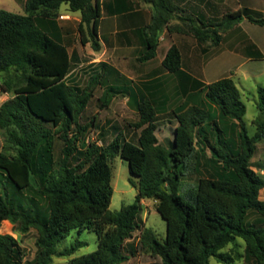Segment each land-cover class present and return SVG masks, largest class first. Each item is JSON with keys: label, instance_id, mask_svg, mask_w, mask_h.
Wrapping results in <instances>:
<instances>
[{"label": "trees", "instance_id": "trees-1", "mask_svg": "<svg viewBox=\"0 0 264 264\" xmlns=\"http://www.w3.org/2000/svg\"><path fill=\"white\" fill-rule=\"evenodd\" d=\"M144 1L152 5L153 15L143 29L141 61L156 56L159 36L165 27L171 28L169 22L175 17L189 22V31L200 44L208 40L220 44L223 33L244 17L264 24V18L246 14L245 9L204 21L182 14L173 0ZM63 3L81 13L92 47L100 50L101 0H26L24 13L0 8V72L12 73L0 86L12 93L0 103V128L6 131L0 153V225L8 219L22 232L31 227L38 232L36 254L30 260L23 259L17 238L0 233V264H53L58 243L73 230L95 231L98 246L62 264H121L129 258L124 244L138 229L142 246L161 258L158 264H209L216 255L225 261L220 250L236 237L246 243L247 260L264 264V200L260 198L264 175L251 162L264 140V85L258 87L260 115L250 134L246 103L232 77L209 83L195 79L199 85L195 90L184 84L186 99L172 109L177 125L165 147L156 135V117L167 103H157L144 91L139 100L125 78L123 84L104 88L99 101L107 107L120 92L135 99L137 141L127 139L122 131L108 143L90 141L87 134L95 117L84 124L81 117L105 72L93 74L85 86L67 81L72 56L41 25L42 19L57 16ZM245 53L252 59L264 58L252 42ZM100 64L119 72L106 62ZM162 64L182 81L191 77L181 68L176 45L168 49ZM199 93L204 97L200 99ZM115 154L127 159L130 171L139 177L138 184L132 181L138 188L134 202L119 210L110 207L114 194L110 161ZM191 167L198 174L197 182L182 190V179ZM144 198L158 200L156 210L166 221L163 240L144 224ZM86 244L78 238L60 253L70 255Z\"/></svg>", "mask_w": 264, "mask_h": 264}, {"label": "rangeland", "instance_id": "rangeland-1", "mask_svg": "<svg viewBox=\"0 0 264 264\" xmlns=\"http://www.w3.org/2000/svg\"><path fill=\"white\" fill-rule=\"evenodd\" d=\"M25 1L26 0H0V8L24 13ZM244 9L246 14H250L256 18H264V2L263 9L261 10L250 9L247 7ZM58 11L59 13H70L72 15L79 14V12L70 10L66 3H63ZM253 26L254 29H248V32L252 37L258 36L264 41V24L255 23ZM72 36L74 37V34ZM72 36H69V39L71 38L72 40ZM80 36H76L79 41V60L76 61L72 58V66L67 76V81L71 84L85 86L92 81L93 74L105 72V75L102 78V83L95 84L94 96L90 99L81 117V123L83 124L89 122L95 117V126L90 128V131L87 134L88 140L97 141L99 144L108 143L114 139L119 131H122L127 139L135 142L137 141L140 129L135 127V123L139 120V111L135 99L130 98L128 93L120 92L112 98L107 107H101V102L99 101V97L102 95L104 88H107V86L112 83L123 84L125 78L127 79H125L126 84L130 86L131 90L138 93L139 100L142 98V91L147 89L148 94L146 91L144 92L148 98L155 99V101L160 104L163 102L167 103L165 111L158 112L156 117V122L158 124L156 135L159 142L165 147L170 145V142L173 139L174 127L177 125V120L172 109L186 99L184 84L190 90H195V87H199V85L195 83V79L200 82L209 83L202 79L214 81L222 77H232L241 91L243 101L246 103L247 111L245 114V121L249 133L253 134L255 132V119L260 115L257 106L258 87L264 85V58L246 59L241 56L229 58L224 54H217L218 49H212L216 45L211 40L205 42L203 44L204 47L199 43L203 52L206 54L207 64L202 69L193 72L196 76L188 73L191 77L190 79L185 77L186 80L184 81L180 79L178 74L173 73L178 79V82H180L179 87L177 88L179 93L172 97H164L161 96V94L158 95V93H156L158 88L155 87V83L157 80L154 79L156 75L163 72H153L150 73L149 76L146 75V65L145 62L142 61V88L136 83L133 85V80L121 71L118 70L121 74L119 75V72L110 71L108 70V67L103 69L100 63H92L91 60L93 58L91 54H93V52L87 45L89 43L91 44L89 36L86 34V31H82ZM249 42L252 41L249 40ZM164 48L165 46L162 44L159 48V56L163 53ZM143 51L144 49L142 50V53ZM203 69L205 70V74ZM11 75V72H0V86L2 82ZM163 75L164 74H161L158 80L167 79V77H169ZM147 80H150V82ZM11 95V92L2 91L0 89V103ZM203 95V93H199L198 97L201 99L204 97ZM5 138L6 131L0 128V153L4 151ZM56 146L57 151H59L62 142L58 140ZM202 161L204 162L206 160L203 158ZM251 162L253 169L264 175V140L258 143L256 153ZM110 163L112 167V185L114 187V194L112 196L110 207L113 210H119L123 205L134 202L138 188L132 184V181L138 184L139 177L130 171L128 160L121 157L119 154H115ZM197 179L198 174L191 167L182 179L181 189L187 190L189 187L194 186ZM260 198L264 200V188L260 191ZM141 202V217L144 224L153 228L158 235V238L163 240L166 235V221L156 210L158 200L156 198H144ZM255 217V215H251V219ZM0 233L11 234L18 239L24 252V260H30L35 256L37 250L36 240L38 236V232L35 228L31 227L27 232H22L17 223L6 219L3 220L0 225ZM78 238L85 240L87 244L70 255L60 253L70 247L71 243ZM97 246L98 236L95 231L85 230L79 234L76 230H73L66 238L58 243V252L53 254L52 263H67L72 257L94 250ZM245 249V241L241 237H236L233 242L228 243L220 250L221 253L226 255V260L223 261L217 255L211 256L209 264H255L253 260L246 259ZM123 252L128 255L129 258L121 264H158L161 262L159 256L152 254L142 246L139 229L134 232L132 238L126 240Z\"/></svg>", "mask_w": 264, "mask_h": 264}, {"label": "crops", "instance_id": "crops-1", "mask_svg": "<svg viewBox=\"0 0 264 264\" xmlns=\"http://www.w3.org/2000/svg\"><path fill=\"white\" fill-rule=\"evenodd\" d=\"M173 2L182 10V14L210 21L221 18L228 11L246 7L261 10L263 9L264 0H173ZM101 4L103 8L102 17L98 26L101 48L95 51L90 43L87 44L93 52L91 54L93 58L91 62H106L108 66L121 71L131 78L133 85L136 83L142 88V61L138 58L144 49L143 29L151 22L153 7L144 0H101ZM60 15H64V18H60ZM254 24L255 22L244 17L232 29L223 33L221 43L212 49L217 48V54L221 53L229 58L241 56L246 59H252L245 55V47L248 46L249 40H251L264 53V41L258 36L252 37L248 32V29H254ZM41 25L51 36L67 46L74 60H79V41L76 36H80L82 31H86L88 35L87 26L81 22L80 12L78 15H72L70 13H59L58 11L56 17L42 19ZM169 25L171 28L165 27L159 36L156 56L144 61L147 71L146 75L149 76L153 72H163L156 75L154 79L157 80L155 83V87L158 88L156 93L164 97H172L179 93L177 88L180 82L162 64L168 49L172 45H176L180 50L182 57L181 68L183 71L194 75L193 72L202 69L207 64L206 54L200 47L195 35L189 31V22L176 17L171 19ZM73 34L74 37L72 36ZM69 36H72V40L71 38L69 39ZM162 44L165 48L159 56V48ZM203 71L205 74L204 69ZM161 74L169 77L158 80ZM202 80L211 82L208 79ZM147 81L150 82V80ZM110 85L116 86L117 84L112 83ZM144 91L148 94L147 89Z\"/></svg>", "mask_w": 264, "mask_h": 264}, {"label": "built area", "instance_id": "built-area-1", "mask_svg": "<svg viewBox=\"0 0 264 264\" xmlns=\"http://www.w3.org/2000/svg\"><path fill=\"white\" fill-rule=\"evenodd\" d=\"M59 17H60V18H64V15H60Z\"/></svg>", "mask_w": 264, "mask_h": 264}]
</instances>
